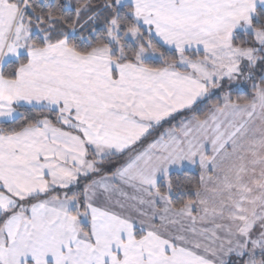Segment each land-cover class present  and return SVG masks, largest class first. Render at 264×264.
<instances>
[{"label": "snow or ice", "instance_id": "obj_1", "mask_svg": "<svg viewBox=\"0 0 264 264\" xmlns=\"http://www.w3.org/2000/svg\"><path fill=\"white\" fill-rule=\"evenodd\" d=\"M0 264H264V0H0Z\"/></svg>", "mask_w": 264, "mask_h": 264}]
</instances>
